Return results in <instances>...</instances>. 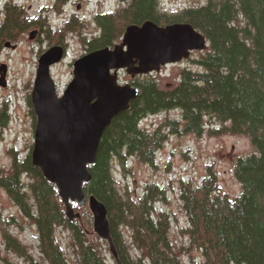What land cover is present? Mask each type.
Here are the masks:
<instances>
[{
  "label": "trees",
  "instance_id": "obj_1",
  "mask_svg": "<svg viewBox=\"0 0 264 264\" xmlns=\"http://www.w3.org/2000/svg\"><path fill=\"white\" fill-rule=\"evenodd\" d=\"M67 1L55 0L54 9L61 11ZM120 1L124 4L119 8L95 16L100 31L87 41L89 52L113 46L128 25L147 20L161 26L191 23L210 42L207 52L196 60L203 70L182 69L175 86L162 88L152 74L131 80L132 85L141 88V95L107 129L97 161L89 166L92 180L84 185V190L106 205L122 263L264 264V0H208L206 5L174 12L162 10L159 0ZM2 11L5 17L0 47L31 26H46L52 33L48 19L29 18L24 7L12 0L2 6ZM75 24L76 20L70 21L57 32L77 30ZM29 103L32 106L30 96ZM8 105L5 101L0 110V126L6 125L10 118ZM173 109L182 112L184 121L166 118L154 128L141 124L150 115ZM207 118L231 122L230 127L210 130L249 135L256 152L237 161L234 170L242 191L235 197L220 192L211 165L198 182L180 180L190 248L202 252V259L192 257L186 262L171 238L170 213L157 211L155 207L156 202L166 199V188L150 181L140 195L127 187L121 190L114 177L113 163L124 167L127 157L136 156L156 165V154L168 140V130L201 135L207 128ZM9 152L12 168L9 173L0 174V186L36 226L39 248L47 260L51 264H75L66 257L55 235L56 227L64 226L75 237L76 264H106L98 248L88 243L79 221L66 217L56 186L33 165L31 154L21 158L15 147ZM122 228L128 229L129 238ZM5 236L13 250L29 254L28 247L17 237ZM131 247L141 255L134 256Z\"/></svg>",
  "mask_w": 264,
  "mask_h": 264
},
{
  "label": "rangeland",
  "instance_id": "obj_2",
  "mask_svg": "<svg viewBox=\"0 0 264 264\" xmlns=\"http://www.w3.org/2000/svg\"><path fill=\"white\" fill-rule=\"evenodd\" d=\"M7 0H0V10ZM29 18L52 19L58 23L57 18L63 13L76 11L77 17L74 31H64L63 40L68 42L65 58L54 64L51 73L56 82L58 92L62 94L73 79L74 62L77 58L89 53V44L84 43L82 35L92 38L99 33V26L94 22L96 13L100 10L109 11L117 9L123 3L120 0H80L72 1L64 9L56 11L54 0H17ZM208 0H168L170 12L182 10L186 7H199L206 5ZM81 5V8H78ZM5 17L0 12V26ZM50 17V18H49ZM44 19V20H46ZM54 25V23H53ZM41 27L31 26L14 40H7L0 47V59L8 66L7 85H0V110L5 101L9 102L10 118L6 125L0 126V174L5 175L11 171L13 158L9 150L15 147L21 158L31 154L34 146L36 116L32 113L33 106L29 103L39 56L58 40V32L48 36L43 35ZM40 30V32L38 31ZM59 30V29H58ZM32 31H37L35 38H30ZM54 31V30H53ZM122 38L117 41L121 42ZM8 42L11 44L7 45ZM205 51H195L191 58L179 63L168 64L160 72H154L162 88L175 86L180 81L182 69L202 71L196 60ZM138 77V76H137ZM136 78V77H135ZM131 77L125 70L119 72L121 84L131 83ZM166 118L181 119L179 109L163 111L146 117L142 124L154 128ZM184 121V120H182ZM207 128L204 133L197 135L192 132L171 133L168 130V140L156 154V165L146 163L136 156L127 157L123 167L114 161L113 172L118 187L129 188L136 195L144 192L148 182H156L166 188V199L156 202L157 211H167L171 215V238L176 250L186 262L194 257L202 259V252L190 248V238L186 229L189 226L186 211L180 198L179 185L181 179L200 181L208 172L211 165L218 177L220 192L232 197L239 195L242 185L235 175V166L240 157H247L256 152L255 146L249 135L224 131L214 133L210 129L230 127L231 122L224 123L215 118L205 119ZM76 212H81L82 219L78 220L86 232L88 243L96 246L106 264H117L110 252L109 244L94 231L93 214L88 206L75 207ZM126 238H129L128 229L122 228ZM6 234L17 237L29 249L28 255L8 249ZM59 244L64 249L66 257L72 263L77 262L78 255L74 250L75 237L64 226L55 229ZM134 256L141 255L140 251L130 248ZM0 264H51L39 248L37 230L34 223L27 219L16 202L12 200L5 188L0 186Z\"/></svg>",
  "mask_w": 264,
  "mask_h": 264
},
{
  "label": "water",
  "instance_id": "obj_3",
  "mask_svg": "<svg viewBox=\"0 0 264 264\" xmlns=\"http://www.w3.org/2000/svg\"><path fill=\"white\" fill-rule=\"evenodd\" d=\"M36 35L32 31L30 38ZM209 45L206 35L188 22L133 23L126 27L121 42L77 58L73 79L62 94L51 68L64 59V48L54 45L39 56L31 92L36 116L32 163L56 186L70 221L82 219L74 203L90 208L94 231L108 242L117 264L123 263L108 209L94 194L88 195L84 185L92 180L89 166L97 161L105 132L141 95V88L119 82V72L125 70L133 78L160 72L163 66L189 59L193 51L208 50ZM7 68L0 61L2 86L7 85Z\"/></svg>",
  "mask_w": 264,
  "mask_h": 264
},
{
  "label": "flooded vegetation",
  "instance_id": "obj_4",
  "mask_svg": "<svg viewBox=\"0 0 264 264\" xmlns=\"http://www.w3.org/2000/svg\"><path fill=\"white\" fill-rule=\"evenodd\" d=\"M8 1H10V0H7L5 3H7ZM73 0H68L65 4H64V6H63V10H65L64 8L68 5V4H70L71 2H72ZM74 1H78V3H80V0H74ZM12 2L13 3H17L18 5H20L19 3H18V1L17 0H12ZM54 3H55V0H54ZM20 6H22V5H20ZM78 8L80 9L81 8V5H78ZM57 12V11H56ZM65 12V11H64ZM64 12H61V13H64ZM100 12H105V11H103V10H100V11H98L97 13H96V15L98 14V13H100ZM77 17H80L79 16V13H77L76 11H73L72 13L70 12V13H68V16L66 17V19L68 20L67 21V23H66V25L70 22V21H74V20H76L77 19ZM48 22L50 23V21L48 20ZM94 22L97 24V22H96V19H95V17H94ZM51 24V23H50ZM41 28V31H42V33H43V35H46V36H48L50 33L48 32V29H47V27L46 26H40ZM51 31L52 32H57V31H60V30H62V29H59V28H57L56 30H54V28L52 27V25H51ZM0 29H1V26H0ZM59 29V30H58ZM54 30V31H53ZM39 32H40V30H38ZM99 31H100V29H99ZM41 33V32H40ZM49 33V34H48ZM56 34H59V38H58V40L55 42V43H53L54 45H61L63 48H64V50H65V54L67 53V50H68V42H65L64 40H63V33H60V32H58V33H56ZM93 37V36H92ZM82 40H83V42L84 43H86L87 41H89L90 40V37H88V36H86V35H82ZM0 61H1V64H4L3 63V61L0 59ZM53 67V66H52ZM8 68H7V75H6V78H7V76H8ZM1 75V74H0ZM7 80V79H6ZM8 104H9V102H8ZM2 108V107H1ZM9 195V194H8ZM12 200L14 201V202H16L13 198H12ZM67 230H69L71 233H72V235H74L73 234V232L70 230V229H67ZM5 244H6V246H7V248L8 249H13L12 248V246L11 245H9V242L7 241V239H6V242H5ZM43 254V253H42ZM43 256H44V254H43ZM45 258H46V256H44ZM47 259V258H46ZM104 262H105V259H104Z\"/></svg>",
  "mask_w": 264,
  "mask_h": 264
}]
</instances>
